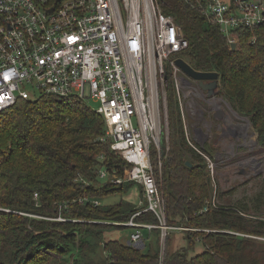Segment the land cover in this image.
Returning <instances> with one entry per match:
<instances>
[{
    "label": "trees",
    "instance_id": "obj_1",
    "mask_svg": "<svg viewBox=\"0 0 264 264\" xmlns=\"http://www.w3.org/2000/svg\"><path fill=\"white\" fill-rule=\"evenodd\" d=\"M158 3L163 13L175 18L190 44L180 56L197 70L221 75L220 94L250 119L264 148V24L237 29L238 44L231 49L228 37L198 9L183 0ZM167 94L171 147L160 187L167 220L198 230H183L186 244L168 248L165 264H264V241L224 232L263 237L264 219L223 207L200 212L212 199L206 160L185 138L172 84ZM89 102L41 94L36 99L21 98L0 112V264H50L52 254L65 255L77 245L87 253L103 247L108 264L158 262V228L147 231L155 243L146 242L142 249L104 236L106 228L122 225L103 220L125 222L138 207L123 201L108 206L93 203L124 190L125 182L100 183L98 169L106 164L125 175L130 165L111 149V142L101 140L106 132L104 118ZM136 220L158 223L153 212ZM197 247L200 252L192 254Z\"/></svg>",
    "mask_w": 264,
    "mask_h": 264
},
{
    "label": "built area",
    "instance_id": "obj_2",
    "mask_svg": "<svg viewBox=\"0 0 264 264\" xmlns=\"http://www.w3.org/2000/svg\"><path fill=\"white\" fill-rule=\"evenodd\" d=\"M183 1L217 25L231 49L238 44L237 29L264 24V0ZM189 45L184 30L172 15L163 13L158 0H0V112L37 93L98 102L106 126L101 140L111 142V149L130 165L121 175L103 164L99 182L118 186L135 181L142 187L138 210L129 220L103 222L136 228L128 241L135 248L146 246L141 230L160 229L156 264H165L172 232L198 230L168 223L160 188L170 150V84L187 142L212 165L204 147L193 142L188 117L201 114L194 108L195 99L210 102L216 96L208 97L199 80L176 63L178 57L189 62L180 56ZM99 158L105 159L103 154ZM93 203L99 205V200ZM214 207H222L216 195L200 212ZM146 212H153L158 223L136 220Z\"/></svg>",
    "mask_w": 264,
    "mask_h": 264
},
{
    "label": "rangeland",
    "instance_id": "obj_3",
    "mask_svg": "<svg viewBox=\"0 0 264 264\" xmlns=\"http://www.w3.org/2000/svg\"><path fill=\"white\" fill-rule=\"evenodd\" d=\"M39 95L37 93L33 99ZM216 98L218 99H213L211 102L195 99L194 108L201 111V114L188 117L193 142L197 143L199 148L204 147L203 151L212 160L211 165V162L205 159V170L211 180L212 198L216 195V200L223 208L238 209L251 218L262 220L264 219V148L258 143V134L250 119L238 114L230 101L220 92ZM89 105L94 110L100 111L98 102L90 101ZM198 127L202 129L201 132H195ZM123 189L112 195L103 196L99 199V204L108 206L123 201L130 206H139L142 196L141 185L135 181L125 182ZM135 230L136 228L127 226L108 227L104 231V236L128 242ZM141 231L148 245L155 243L154 236H148L146 230ZM183 234V231L172 232L171 242L167 244L166 251L168 248L175 250L184 246L186 241ZM90 241L93 242L94 239ZM200 250L197 247L192 254L199 253ZM52 256L50 264H108V256L103 247L97 248L94 253H87L80 252L77 245L65 255L52 254Z\"/></svg>",
    "mask_w": 264,
    "mask_h": 264
},
{
    "label": "water",
    "instance_id": "obj_4",
    "mask_svg": "<svg viewBox=\"0 0 264 264\" xmlns=\"http://www.w3.org/2000/svg\"><path fill=\"white\" fill-rule=\"evenodd\" d=\"M236 48V44H232V49ZM176 63L182 68V70L193 79L199 80V85L202 88L204 92L207 93L208 97H215L218 95L219 86H220V77L219 73L217 71H200L197 70L195 67L184 60L181 57H178L176 59ZM187 164L191 166V163L188 161Z\"/></svg>",
    "mask_w": 264,
    "mask_h": 264
},
{
    "label": "bare ground",
    "instance_id": "obj_5",
    "mask_svg": "<svg viewBox=\"0 0 264 264\" xmlns=\"http://www.w3.org/2000/svg\"><path fill=\"white\" fill-rule=\"evenodd\" d=\"M213 99H218V98H212L211 100H213ZM211 100H210V102H211Z\"/></svg>",
    "mask_w": 264,
    "mask_h": 264
},
{
    "label": "crops",
    "instance_id": "obj_6",
    "mask_svg": "<svg viewBox=\"0 0 264 264\" xmlns=\"http://www.w3.org/2000/svg\"><path fill=\"white\" fill-rule=\"evenodd\" d=\"M139 249H142V248H139Z\"/></svg>",
    "mask_w": 264,
    "mask_h": 264
}]
</instances>
